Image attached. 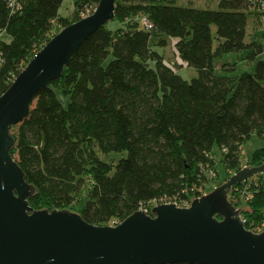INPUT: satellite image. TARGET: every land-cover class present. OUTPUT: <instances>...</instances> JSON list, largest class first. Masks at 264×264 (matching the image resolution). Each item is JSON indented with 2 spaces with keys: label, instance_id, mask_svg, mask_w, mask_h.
<instances>
[{
  "label": "trees",
  "instance_id": "16d2710c",
  "mask_svg": "<svg viewBox=\"0 0 264 264\" xmlns=\"http://www.w3.org/2000/svg\"><path fill=\"white\" fill-rule=\"evenodd\" d=\"M98 1L73 0L69 19L58 15L63 0H0V96L57 32ZM177 3L116 0L112 21L119 26L92 34L10 128V154L36 189L32 210H67L89 224L116 225L141 209L150 214L153 201L201 196L206 172L215 168L214 147L225 171L215 187L224 184L241 168L243 143L252 135L264 139V62L239 77L229 75L235 64L216 72L226 54L247 51L252 60L263 53L247 41V26L249 16L264 24V11L249 0H218L217 9ZM142 15L154 30L141 27ZM170 39L179 65L197 72L189 81L159 51ZM111 153L126 156L115 164L100 158ZM262 164L264 147L246 163ZM256 179L235 184L228 199L257 233L264 229V172ZM86 182V203L74 212Z\"/></svg>",
  "mask_w": 264,
  "mask_h": 264
},
{
  "label": "water",
  "instance_id": "95a60500",
  "mask_svg": "<svg viewBox=\"0 0 264 264\" xmlns=\"http://www.w3.org/2000/svg\"><path fill=\"white\" fill-rule=\"evenodd\" d=\"M116 0L62 28L0 96V264H264V229L248 231L228 199L232 187L264 172L244 166L188 207L160 204L116 225L96 226L67 210H32L29 184L10 154V128L36 94L58 79L74 52L115 17Z\"/></svg>",
  "mask_w": 264,
  "mask_h": 264
},
{
  "label": "rangeland",
  "instance_id": "374dc122",
  "mask_svg": "<svg viewBox=\"0 0 264 264\" xmlns=\"http://www.w3.org/2000/svg\"><path fill=\"white\" fill-rule=\"evenodd\" d=\"M177 4L192 5L198 8H210V9L218 8V0H178ZM92 12H90V9H86L83 14L87 16ZM58 15L63 18L71 19L74 15L73 0H63L58 10ZM117 26H119L117 21H110L107 23V28L109 29H115ZM58 28L59 27L55 23L52 33L56 32ZM212 33L213 34L215 33L214 27H212ZM171 40L172 39H170V41L168 42L165 48H159V51H161L164 54V59L169 64L173 65L177 69V71L179 72V75L185 80L189 81L192 78L197 76V72L193 68H188L184 65L183 66L179 65L181 63V60L177 58V56L175 55ZM252 40L256 41L257 43L263 46L262 54L258 55L252 60L245 59L247 56V51L242 52V53L226 54L218 62L219 68H217L216 70L217 74L218 75L221 74L220 68H221V65L224 63L235 64V70L229 74L230 76L239 77L244 72L254 73L257 63L260 61L264 62V24L257 23L255 20L252 19L251 16H249L248 26H247V41L250 42ZM15 130L16 129H14V131ZM262 147H264V139H260L256 137L255 135H252L249 140L245 141L243 145L241 146L240 152H239V161H240L241 168H243L244 166H249V165H246V163L248 159L250 158V156L252 155V153L256 149H259ZM213 154H214V161H215V165H214L215 168H213V170L215 172V176L213 178H210V180L205 183V186L200 191L201 196L211 192L212 188L213 187L215 188L219 180L223 179L225 176V171L219 162V157L221 156V153L216 147L213 148ZM125 156H126L125 153L124 154L111 153L106 156L101 155L100 158L104 160L105 162L115 164L120 158L125 157ZM256 180H257L256 176L253 177V181L256 182ZM88 186H89V183L86 182L85 187L83 188L80 196L78 197L79 201L74 206V212L80 211V209H82L83 206L85 205L86 199H87Z\"/></svg>",
  "mask_w": 264,
  "mask_h": 264
},
{
  "label": "built area",
  "instance_id": "2783aa9c",
  "mask_svg": "<svg viewBox=\"0 0 264 264\" xmlns=\"http://www.w3.org/2000/svg\"><path fill=\"white\" fill-rule=\"evenodd\" d=\"M8 1H9L10 6H14L15 0H8ZM249 1L252 2L253 4H254V2L257 4V6L255 8H257L258 11H264V0H249ZM82 17H85V15L82 14ZM139 22H140L141 27L147 32H150V31L154 30V28H155L154 24L144 15L139 17ZM206 176H207L208 180H210V178H213L215 176L214 170L209 169L206 172ZM199 197L200 196H198L197 198H199ZM191 202L192 201H186L185 200V201H181L178 203V201H176L175 199L169 200L168 198H162L158 201H153L151 203V205L153 207V206L160 205V204L175 203L176 205H178L180 207H188ZM141 210H143V209H141ZM143 211H145V210H143Z\"/></svg>",
  "mask_w": 264,
  "mask_h": 264
}]
</instances>
